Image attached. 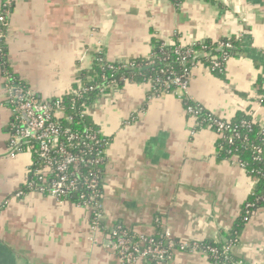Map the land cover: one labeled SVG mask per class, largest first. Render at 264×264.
I'll list each match as a JSON object with an SVG mask.
<instances>
[{
  "label": "crops",
  "instance_id": "0c3cea01",
  "mask_svg": "<svg viewBox=\"0 0 264 264\" xmlns=\"http://www.w3.org/2000/svg\"><path fill=\"white\" fill-rule=\"evenodd\" d=\"M233 38L242 55L228 60L222 76L195 68L186 93L156 95L149 83L129 82L94 103L89 117L110 140L101 232L71 201L17 197L29 157H9L12 111L0 65V264H121L106 241L117 225L147 237L169 230L184 243H227L256 184L236 159L220 157L219 135L190 117L182 98L220 119L242 113L264 126V0H13L7 67L45 100L74 91L99 53L110 64L130 63L150 59L155 41L173 47ZM231 253L241 264H264V207ZM171 264L211 262L177 252Z\"/></svg>",
  "mask_w": 264,
  "mask_h": 264
},
{
  "label": "built area",
  "instance_id": "2783aa9c",
  "mask_svg": "<svg viewBox=\"0 0 264 264\" xmlns=\"http://www.w3.org/2000/svg\"><path fill=\"white\" fill-rule=\"evenodd\" d=\"M12 4L13 0H2L0 43L4 42L6 37ZM174 47L175 54L181 57V61L185 62L186 59L195 54L190 49L191 46L179 45L177 47L174 45ZM225 47L231 48V45L228 44ZM168 48L170 47L163 43L162 52ZM101 55L102 53L98 54V56ZM153 58L154 55L152 54L149 59L150 66L154 64ZM229 59L231 57L228 55L222 59L213 57L210 71L223 73ZM119 65L122 69L130 64L119 63ZM200 65L193 64V68L185 71L183 75L171 72L165 81L161 78L156 79V83L162 85L164 89H157L153 86L154 93L160 95L163 92H168L167 90L171 87L186 93L192 71ZM109 68L114 69L113 64L109 65ZM86 80L87 83L81 78L77 83V88L67 94L72 97L70 107L72 112L68 113L64 103L66 95L49 100L42 99L16 76L7 75V99L12 111L9 157L16 159L23 154L28 155L30 160L27 182L17 197L31 193L48 196L59 202L75 199L76 202L73 203L88 212L92 230L101 232L103 229L101 226L105 219L102 203L104 181L102 168L107 162L110 140L103 135L100 129L86 127L83 131H78L73 128L75 125H81L82 121L90 116L91 108L94 105H83L78 108L76 103L83 101L90 93L98 92L102 97L120 87L117 80L108 82L105 77L99 85L88 86L87 84L91 83L93 78L89 77ZM120 81L125 84L131 82L124 77ZM201 111L202 109L188 108L186 113L196 119ZM211 117L207 127L215 130L219 139L227 140L233 146L237 141H240L250 147L256 162H264V126H260L261 132L259 134L262 137V144L256 145L251 143L249 135L240 132V128H244L249 133H253L254 126L257 125L253 119L244 121L239 127L234 126L231 121L220 119L213 114ZM76 119L80 121L76 123ZM233 158L238 161L248 175L255 173V171L248 169L249 166L238 155H234ZM256 174L262 175L261 172H256ZM253 181L256 184L257 181L254 179ZM251 196L255 198L256 203L247 205L246 222L253 214L252 209L257 204L264 203V195L256 197L255 190ZM108 233L106 241L121 264H171L177 252L200 253L214 264H219L222 258L228 259L227 256L232 254L231 250L237 242H228L222 251L200 242L184 243L177 241L169 230L164 231L157 238L155 236L137 235L135 232L117 225L108 230Z\"/></svg>",
  "mask_w": 264,
  "mask_h": 264
},
{
  "label": "trees",
  "instance_id": "16d2710c",
  "mask_svg": "<svg viewBox=\"0 0 264 264\" xmlns=\"http://www.w3.org/2000/svg\"><path fill=\"white\" fill-rule=\"evenodd\" d=\"M155 47L153 51V65H149V59L144 60H136L133 62H130L129 66L126 68H120L119 64H113L114 69L109 68L110 63H108L105 60V57L103 55L98 56L96 58V61L94 62L93 68L89 72H85L83 74V79L87 83V78L91 77L93 78V81L91 83H88L87 85H99L103 82V78L105 77L108 82H111L113 80H117L119 83V87H123L125 85L124 82L120 81L122 77L125 79H128L131 82H138V83H149L152 86L156 87L157 89H164L162 85H159L156 83V79L161 78V80L165 81L167 77L171 74V72H175L178 75H183L185 71L191 70L193 68V64H201L203 66H206L208 68L212 67V58L218 57L222 59L225 55L232 57H239L242 55L243 48L242 43L236 38L233 39H224L220 41L219 43H214L213 41H207L199 45L191 46L190 49L195 53L194 56L186 59V61H181V57L175 54V47H170L168 49H165L164 52H162L163 43L159 41H155ZM230 44L231 48L225 47L226 45ZM221 45H224V47H221ZM178 47L179 45L176 44ZM98 59V60H97ZM0 65L2 66V69L6 72L7 75H12L15 77L14 74L9 73L7 63H6V55H5V48L3 42L0 43ZM8 72V73H7ZM163 72V74H162ZM216 75L222 76L224 73H220L218 71L213 72ZM259 83V90L261 92V80ZM28 87V86H27ZM154 89V88H153ZM175 88L171 87L168 89V92L174 91ZM264 94V91H263ZM100 98V95L98 92L90 93L86 96V98L83 101L77 102L76 106L78 108H81L83 105H93L96 103V100ZM72 97L70 95H66L64 97V103L67 106V112L71 113L72 110L70 109L72 105ZM184 108L187 110L188 108H194V109H202V111L199 113V115L196 117L197 123L201 127H207L209 120L212 118L211 113L206 110L201 105H198L197 103L193 102L191 99H189L187 96H184L182 98ZM264 104V101H263ZM203 120H206V122H203ZM251 118L249 116H246L245 114H238L236 118H234L231 123L234 126L241 127L242 123L244 121H250ZM79 119H76V123L79 122ZM65 126L67 124L64 122ZM86 127H92L94 129H98L97 126H95L90 117H86L85 121H82L81 125H75L73 126L74 129L78 131H83ZM240 132L242 134L249 135L250 141L252 144H262V137L259 135L261 132V128L259 126H254L253 133H249L247 129L240 128ZM218 149L220 152V157L223 159H231L234 157V155H238L240 159L246 163L249 166L250 171H255L254 174L250 173V177L254 180H256V187H255V194L256 197H260L264 195V162L259 163L254 160V155L252 151L250 150L249 146H246L242 144L240 141H237L235 145H230L227 140L220 139L218 143ZM103 173L105 174V166L102 168ZM256 172H261L262 175H257ZM71 202H76L75 199H72ZM249 203H256V200L254 197H250L248 202L246 203L242 215L239 218V220L236 222L233 231L230 234V241H237L239 242V237L242 234L247 222L245 221L246 217V207ZM264 207V203H259L256 205L254 209H252V212L254 213L257 209ZM104 230V226H101ZM109 234L108 231H106V235ZM161 234L155 236L159 237ZM227 243H214V242H204V244L208 246H214L218 248L219 250H224V248L227 246ZM226 258V257H225ZM222 258L219 264H228V263H236L238 260L230 254V256H227L228 259ZM210 261V260H209ZM211 264H214V262L210 261Z\"/></svg>",
  "mask_w": 264,
  "mask_h": 264
},
{
  "label": "rangeland",
  "instance_id": "374dc122",
  "mask_svg": "<svg viewBox=\"0 0 264 264\" xmlns=\"http://www.w3.org/2000/svg\"><path fill=\"white\" fill-rule=\"evenodd\" d=\"M20 156V155H19ZM30 164V160H29V163H28V165ZM26 182H27V180H26ZM26 182H25V184H26Z\"/></svg>",
  "mask_w": 264,
  "mask_h": 264
}]
</instances>
